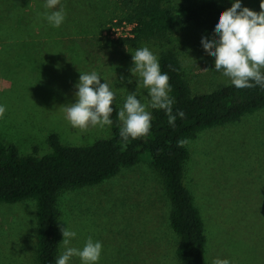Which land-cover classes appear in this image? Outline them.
<instances>
[{"label": "rangeland", "instance_id": "obj_1", "mask_svg": "<svg viewBox=\"0 0 264 264\" xmlns=\"http://www.w3.org/2000/svg\"><path fill=\"white\" fill-rule=\"evenodd\" d=\"M202 1L163 2L177 6ZM214 1L220 10L231 6V0ZM61 3L66 19L53 28L40 15L44 0H0V105L5 107L0 141L14 144L21 155L49 152L50 133L68 145L110 136L109 125L81 132L64 119V106L75 100L80 72L102 76L115 93L118 112L133 91L147 106L150 98L136 83L138 78L132 83L120 80L131 75V52L139 47L147 46L157 56L172 50L192 93L230 83L214 70V57L201 45V36L214 37V32L185 24L161 38L118 44L117 39L132 37L120 1ZM242 5L260 11V0H242ZM184 145L188 157L183 183L203 223V264H212L214 258L264 264V108L204 128ZM56 208V258L64 251L60 229L68 226L77 232L72 247H83L89 236L102 242L99 264H180L169 198L146 153L100 183L60 191ZM36 234L34 199L0 201V264H38ZM69 264H81L79 257L73 256Z\"/></svg>", "mask_w": 264, "mask_h": 264}, {"label": "trees", "instance_id": "obj_2", "mask_svg": "<svg viewBox=\"0 0 264 264\" xmlns=\"http://www.w3.org/2000/svg\"><path fill=\"white\" fill-rule=\"evenodd\" d=\"M126 8L122 17L132 25V37L116 40L130 44L143 38H161L191 24L213 33L221 11L214 0L194 5L165 4L164 0H118ZM162 72L169 77L175 126L168 124L163 110L152 109L151 130L145 137L130 139L126 144L119 136L122 123L115 105L111 114L110 136L87 145H68L50 133V151L21 155L14 144L0 141V201H36V258L38 264H55L58 235L56 198L60 191L102 182L115 175L122 166L133 165L146 153L152 166L162 176L170 202L169 222L178 235L176 255L180 264H203L205 235L203 223L193 198L183 183V163L188 150L178 141L194 138L204 128L236 121L246 113L264 108V90L259 87L237 89L226 83L208 92L192 93L176 54L165 49L158 56Z\"/></svg>", "mask_w": 264, "mask_h": 264}, {"label": "clouds", "instance_id": "obj_3", "mask_svg": "<svg viewBox=\"0 0 264 264\" xmlns=\"http://www.w3.org/2000/svg\"><path fill=\"white\" fill-rule=\"evenodd\" d=\"M59 6V7H57ZM45 11L40 15L53 28H59L66 19L61 0H44ZM214 37L201 36V45L214 57V70L228 78L237 89L259 87L264 90V0H260V11L242 5V0H231V6L219 12L214 25ZM130 76L121 75L120 80L136 83L146 90L150 103L141 102L137 91L127 95L118 117L122 121L119 136L126 144L130 139L145 137L150 133L152 115L147 108L160 109L168 116V124L175 126L177 116L184 117L181 110L173 114L171 86L166 72H162L158 56L147 46L131 52ZM96 71L80 72L74 87L75 100L64 106V119L73 128L85 132L90 128L112 124V106L115 93L110 85ZM5 107L0 105V118ZM186 140L178 141L182 146ZM64 251L56 258L55 264H69L73 256L79 257L81 264H99L102 242L91 236L83 247L70 246L77 232L68 226L60 229ZM212 264H231L227 258H214Z\"/></svg>", "mask_w": 264, "mask_h": 264}, {"label": "built area", "instance_id": "obj_4", "mask_svg": "<svg viewBox=\"0 0 264 264\" xmlns=\"http://www.w3.org/2000/svg\"><path fill=\"white\" fill-rule=\"evenodd\" d=\"M127 24H128V28L131 30V29H132V25H133V24H131V23H128V22H127ZM131 33H132V32H131ZM129 35H131V34H129Z\"/></svg>", "mask_w": 264, "mask_h": 264}]
</instances>
